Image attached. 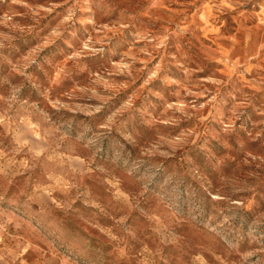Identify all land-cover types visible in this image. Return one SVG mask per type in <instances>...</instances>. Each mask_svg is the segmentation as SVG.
Segmentation results:
<instances>
[{"label": "rangeland", "instance_id": "obj_1", "mask_svg": "<svg viewBox=\"0 0 264 264\" xmlns=\"http://www.w3.org/2000/svg\"><path fill=\"white\" fill-rule=\"evenodd\" d=\"M40 36L51 41L36 54L52 57L44 72L27 67ZM84 43L108 55L70 59L88 53ZM0 44V95L21 89L9 116L25 121L19 133L0 125V264H174L189 251L190 264H240L255 251L238 233L264 232V162L246 159L249 152L264 157V0H0ZM125 53V62L136 58L131 76L118 75L126 70L112 63ZM97 79L102 94L130 96L141 106L151 127L145 133L154 138L172 111L167 104L194 101L181 130L204 133L197 142L207 140L212 153L185 166L183 179L203 192L198 213L185 207L174 215L131 180L106 184L97 156L74 138L60 140L36 92L69 102L65 93L90 89ZM82 98L76 91L71 102ZM34 123L47 144L32 136ZM233 123L235 131L225 133ZM25 139L28 147L17 151ZM36 151L46 156L34 161ZM248 186L255 191L232 196L245 207L215 200L229 187Z\"/></svg>", "mask_w": 264, "mask_h": 264}, {"label": "clouds", "instance_id": "obj_2", "mask_svg": "<svg viewBox=\"0 0 264 264\" xmlns=\"http://www.w3.org/2000/svg\"><path fill=\"white\" fill-rule=\"evenodd\" d=\"M11 3L24 5V0H11ZM37 35L39 36V34ZM54 35L59 37L61 33L56 31ZM39 39L44 42H37L31 47L30 52L34 58L29 60L27 67H34L36 72H44L52 57L36 54L42 53L51 41L42 36ZM165 40H167V36L160 41L157 47H163ZM0 47L3 45L0 44ZM83 49H88V53H84L82 50L76 52L70 59L87 54L93 57L98 54L101 57L108 55L103 47L90 48L89 43H84ZM111 55H116V53L112 52ZM128 55L125 53L118 64L112 61L118 69L126 70L118 75H132L136 58L132 57L130 62H125ZM25 59L28 58L25 57ZM156 75V72H152L144 80V84L147 85ZM100 83H102V79H97L90 89L81 87L74 90V93H65L69 102H65L60 96L55 99H52L51 96L45 98L39 92H36L35 96L36 100L42 103L43 108L51 113L53 120L58 123L60 140L74 138L81 143L84 150L91 151L98 157L95 170L106 177V184L115 186L123 180H131L138 185L141 194L149 198L160 199L166 207L172 210L174 215H180L185 207L198 213L203 192L198 187H194L190 180L183 179L187 175L185 166H195L201 162V157L208 158L212 153L211 145L207 140L201 143L197 142L204 136V133H197L194 129L181 130L182 122L192 119L188 110L194 101L189 104L183 102L167 104L165 111H172L166 118L159 121L164 126V131L154 138L145 133V129L151 133V127L145 122L147 117L143 114L141 106L133 102V98L130 96H119L116 92L102 94L95 87ZM120 87L125 89L128 85L122 84ZM20 91L21 89L17 87L10 97L0 95V102L6 105L5 110L0 111V125H6L16 133H19V125L25 121L19 119V113L16 116H9V113L13 111V103L17 100L16 93ZM76 91L83 96L78 103L71 102L74 100ZM213 99L215 98L213 97ZM199 107L203 108L204 105L201 104ZM236 119H239V116ZM31 127L32 136L47 144V138L39 134V125L34 123ZM176 130H178V134H172ZM223 131L231 134L235 131V124L227 125ZM28 145L29 140L21 141L17 151L28 147ZM57 147H59L58 142ZM223 147L231 148V145L225 143ZM28 150L31 151L30 148ZM58 155L63 158V153H58ZM45 156V151H36L33 154V160ZM246 159L249 162L257 160L264 162V157L254 156L250 152L246 153ZM208 162L211 163V159ZM88 170L92 171L91 168ZM114 172L119 175H114ZM244 191L254 192L255 187H229L224 194H218L215 200L217 202L227 200L230 206L242 208L245 207L244 202L232 199V196ZM123 196L124 193H121V197ZM240 228L242 229L243 225H240ZM127 230V228H122L121 234ZM210 231H214V229H210ZM238 234L242 239L247 236L249 243L256 245L255 251H247L242 255L240 264H264V256L259 255V253H264V232L252 231L251 234L243 232ZM112 239L115 240L116 237L113 236ZM190 255L191 251L184 253L174 261V264H190L188 259ZM196 258L202 260L203 255L197 253ZM204 264L207 262L205 261Z\"/></svg>", "mask_w": 264, "mask_h": 264}]
</instances>
